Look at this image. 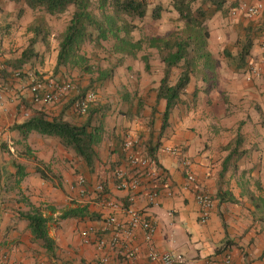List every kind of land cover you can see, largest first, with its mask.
Masks as SVG:
<instances>
[{
  "label": "crops",
  "instance_id": "crops-1",
  "mask_svg": "<svg viewBox=\"0 0 264 264\" xmlns=\"http://www.w3.org/2000/svg\"><path fill=\"white\" fill-rule=\"evenodd\" d=\"M150 2L151 6L153 2L161 3L165 8L164 11L169 14L164 17L163 31L157 32V35L172 30L173 20L179 19V15L169 5L170 0H150ZM18 5L24 8V14L19 13ZM33 13L34 11L23 3L0 0V26L2 22L6 24H2L5 28L0 34V86L3 88V100L0 103V146L7 137H10L11 125L29 117L30 107L44 109L50 114H58L62 111V108L59 111H49V105L53 104L33 102L29 90L30 84L37 76L55 67L58 41L52 43L51 64L45 66L42 61L45 60L43 55L49 53L48 48L43 43L38 44V54L22 68L25 72L23 78H17L15 73L19 69L9 64L19 57L28 45L32 36L28 25L36 17L32 15ZM261 17L262 14L259 15V18ZM178 23L182 24L181 21ZM218 36L223 38V35L210 25L209 42L214 54H218L219 49L223 50L225 46L223 42L222 45L218 41L215 42ZM23 42L25 45L21 47ZM262 42H264V32L255 40L246 69L242 71H234L228 66L225 58L217 56L221 61L217 68L216 86L209 92L200 91L196 105L181 104L170 114L161 144L155 149L156 160L153 163L159 175L152 179V183L163 189L156 204L148 203L145 191L134 193L117 189L113 173L116 169L130 173L128 157L123 150L126 138L129 136L137 138L139 144L136 152L148 157L146 142L153 135L159 134L162 113L166 107L164 99L160 100L159 105H155V89L163 76L161 63L147 72L143 62L127 58L125 64L117 68L113 79L115 85L123 87V91L116 98V101L120 102V110L110 111L104 118L106 132L104 140L98 147L100 158L94 171H89L83 160L77 157H74V160V155L63 148L57 137L37 133L30 135L28 140L37 136L45 138L47 144L37 147L40 149L38 154L45 162H53L64 178L63 193H57L55 197H51L48 192L42 194L40 190L32 192L33 201L43 207L44 214L49 218V234L57 244L56 256H50L38 242L34 241L28 221L19 217L18 211L23 208L22 203L11 204L5 199L6 174L3 165L6 163L2 160L3 152L0 147V264L6 262L95 264V261L105 254L110 257L109 264H161L149 259L150 248L141 228L136 229L131 237L121 240L113 249H98L94 240L85 241L82 233L92 228L100 233L105 225L103 219L108 213L95 191L99 183L106 185L109 199L117 201L128 209H136L151 215L157 224L154 246L161 252H176L180 257V264H225L227 256L231 257L232 264H264V225L258 227L254 224L250 227L245 220H233L225 212L229 202L220 205L217 198L210 220L203 224L199 220L194 193L183 190L188 172L196 174L200 190L209 192L213 196H216L220 186L229 184L230 177H227L229 171L223 178L221 176L223 161L228 154L223 147L238 131L245 138L243 148H254L242 159L256 153L258 166L264 165V46L261 45ZM249 62H253L258 67L257 74L251 73ZM195 84L196 81L193 79L186 89L184 97L186 100L192 99ZM112 99H114L113 95L110 96V101ZM59 105L62 107V102ZM141 105L144 109L143 114L138 111ZM71 115L69 113L67 117L72 119L74 115ZM49 142L54 143L49 144ZM212 147H221L222 155L217 160L211 154ZM172 148L179 149L181 153H171L168 149ZM11 150L15 149L11 146ZM79 166L83 174L74 173L79 170ZM27 171L28 176L25 178L28 177L27 179L30 180L32 174ZM82 175L85 177L87 189V194L83 197L72 189V184ZM166 178L170 181L172 194H168L170 190L164 189L163 183ZM240 182L242 183L241 179ZM224 189L231 190L240 200L241 191L237 193L231 188ZM74 207H86L89 213L95 216L65 219L61 217L65 210ZM118 217L124 222L131 218L127 211H119ZM224 220L228 223L227 228L223 225ZM226 240L231 241L228 247L218 250L217 248L224 245ZM130 249L135 251L133 258L128 255Z\"/></svg>",
  "mask_w": 264,
  "mask_h": 264
},
{
  "label": "trees",
  "instance_id": "trees-1",
  "mask_svg": "<svg viewBox=\"0 0 264 264\" xmlns=\"http://www.w3.org/2000/svg\"><path fill=\"white\" fill-rule=\"evenodd\" d=\"M23 3L34 12L47 15H61L70 11V18L65 28L57 34L58 53L54 67V73L65 68L78 69L79 74H88V85L75 97L69 100L71 103L77 98L87 94L92 87L101 86L113 79L118 67L125 64L127 58L140 59L147 72L151 71L150 53H139L145 49H155L163 66V76L156 90V106L161 99L166 100V107L162 113V124L159 134L150 137L146 142L148 158L155 163V149L161 144V138L169 124L172 111L181 104H197V96L200 91L209 92L216 86L217 68L220 59L209 48L210 29L208 22L224 9L227 0H170L169 5L178 13L182 26L176 30H170L162 35H149L135 39L131 32L136 28L132 23L135 19H143L150 13L154 19H160L164 6L161 3L151 6L150 0H8ZM151 6V7H150ZM168 9V8H167ZM131 19L132 21H128ZM32 36L28 45L16 59L9 64L16 67L20 77L25 72L23 66L36 57L39 43L50 45L51 28L43 16H36L28 25ZM264 32V11L257 21H248L240 24V31L235 40V52L224 48L227 64L234 71L246 69L248 58L254 47L255 40ZM104 43L111 44V52L117 55L116 61L109 67H102L92 62L91 57L84 53L83 48L87 44L102 47ZM11 61V60H10ZM196 81L192 99L186 100V89ZM70 103V104H71ZM104 107L89 105L84 118L80 121L69 119L67 109H62L58 114H50L44 109L31 107V114L22 122H15L10 131L16 133L1 143L2 152L10 156V169L6 173L4 190L19 189L21 183L28 176L27 166L19 160V156L31 157L34 149L27 144L31 134L37 133L49 137H57L59 143L74 157L84 161L89 171H94L100 158L98 147L104 140L106 126L101 111ZM143 105L138 108L139 113ZM156 107L154 110L156 111ZM153 110V111H154ZM154 111V112H155ZM264 118V115H263ZM153 124V122H152ZM241 126V124H240ZM157 139H153V138ZM244 135L238 131L234 138L223 147L228 151L225 156L221 176L226 175L229 169H238V160L244 158L252 149H244ZM24 144V151L11 150V146ZM124 150V149H123ZM157 165V164H156ZM36 172L45 180L49 176L40 166ZM222 182V181H221ZM104 184V183H103ZM104 194L107 188L104 184ZM18 199L25 208L18 211L19 217L28 221L34 241L38 242L50 256H56L57 244L49 234V218L44 214L41 206L36 205L22 191ZM249 198L254 203L256 210L252 211L254 218L258 213L259 219L264 220V198L255 191H249ZM214 198L219 204L225 202L239 203L238 198L229 189L222 186ZM94 217L86 207H74L65 210L61 217ZM225 228L228 223L223 221ZM230 240L217 248L224 250Z\"/></svg>",
  "mask_w": 264,
  "mask_h": 264
},
{
  "label": "rangeland",
  "instance_id": "rangeland-1",
  "mask_svg": "<svg viewBox=\"0 0 264 264\" xmlns=\"http://www.w3.org/2000/svg\"><path fill=\"white\" fill-rule=\"evenodd\" d=\"M242 1H251V0H227L225 7L223 10L218 12L209 22V29L210 25L214 26L220 35H223V38L221 36H218L215 39V42L218 41L220 45H222V42L225 44L224 48H229L231 51L235 52L234 43L236 38L238 37L239 31H240V24L246 23L250 21H257L259 20L258 17H252L249 18L245 15L242 16H235L232 14V9L236 7L240 2ZM156 2H153V5ZM21 5V4H20ZM18 5L19 13L24 14V8L22 6ZM160 19H154L153 14L147 15L143 19H135L131 20L128 19V21H132L136 25V28L131 32V36L135 39L142 38L149 35H157V32H162L164 28V17L169 15L165 11L162 13ZM33 16H43V18L47 21L51 28V35H50V46H47L48 48V55H43L45 60L43 59L42 63L45 66L46 64H51V58H52V43H57V34L60 32V30L64 29L69 18H70V11L66 12L61 15H54L51 17V15H47L45 13L41 12H34L32 14ZM179 19L173 20V27L172 30H176L182 26V24H179ZM6 25L5 22L1 23L0 26V34H2V29L5 27L2 26ZM55 34V36L53 35ZM222 39H224L222 41ZM1 45V44H0ZM25 44L23 42V47ZM215 46V45H214ZM1 47V46H0ZM209 48H210V42H209ZM5 51V50H4ZM84 53L89 55L91 57V60L93 63L98 64L102 67H109L111 66L117 59V55H114L111 52V44L110 43H104L102 47H95L93 44H87L83 48ZM144 52L150 53V62L152 64V67L159 66L161 63L159 55L155 49H145L144 51L139 53V56L143 54ZM216 57H223L225 58V61H229L226 58V55L224 54V49H219L218 54H216ZM40 59V58H39ZM42 60V58H41ZM133 61H140L138 59H133ZM221 61V60H219ZM229 66V65H228ZM24 75V74H23ZM21 76L22 78L24 76ZM44 75H49L48 77L53 79H64L66 81H71L74 83L78 89L79 92L83 91L84 88L88 85V74H84L81 76L79 74L78 69L73 68H65L63 67L59 73H54V66L50 68L47 72H43V74L37 76L35 79H40V77H43ZM109 81H106V83L102 84L101 86H96L90 88V90H87L88 92H92L95 94V99L90 103V105H93L95 107H104L101 111L102 118L104 121V118L109 115L110 111H119L120 110V102L116 101L117 95L120 94L123 91V87H118L114 84V79ZM111 82V83H110ZM150 92V91H149ZM114 96V99L110 101V96ZM149 95V93H147ZM73 98V97H72ZM65 101V102H64ZM62 101V107L59 105V103H55L53 105H49L48 109L49 111H59L62 109H67V114H72V119L76 121H80L84 118V115L80 114L74 107L73 103L70 102L69 99ZM71 103V104H70ZM46 104V103H45ZM26 106H29L27 103H25ZM59 105V106H58ZM31 108V107H30ZM122 109V108H121ZM144 109L141 110V113L143 114ZM16 135V133H15ZM14 132L11 133L10 137L15 136ZM9 137H7L8 139ZM45 138L40 136L33 137L31 140H27L28 145H33L32 149H34V154L31 155V157H26L25 155L19 156V160L23 162L27 166V170L32 174L30 177V180L25 178L23 182L21 183L19 189L10 190L9 192H6L5 199H8L9 203H16L18 202L19 198L21 197L20 191L24 193L25 196L30 197L32 199V192L34 190L41 191L42 194L45 192L50 193L52 196L55 197V194L57 193H63L62 191V182L64 180L63 175L61 174L60 170L55 166L53 162H45L42 160L40 155L38 154V151L40 149H37L38 146H41L42 144H47L44 140ZM44 140V141H42ZM54 142H49V144H53ZM14 149H20V151H24V144H19L16 146H12ZM15 149V151H16ZM211 154L213 155V158L215 160L218 159V157H221L222 150L221 147H212L211 148ZM258 154H253L252 156H247L245 159L239 160V163L237 165L238 169H230L227 173V177H230L229 184L223 185L224 188H231L234 189L237 193L240 192V200L239 203H232L229 202L226 207V213L233 218V220L242 219L247 221L250 224V227L254 224H256L258 227L264 225V220H260V214L256 216L257 218H254V215L252 214V211H258L255 208L254 203L249 198V191H255L257 194H260L264 198V165L258 166V160L257 158ZM73 159L75 160L74 156ZM2 160L6 163L3 165V171L6 174L7 171H10V169L14 170L12 166H10L9 160L10 156L8 153L3 152ZM255 164L254 167L252 165ZM40 166L49 176V180H45L41 178V176L36 172V167ZM79 170H76L75 174H83L80 170V166L78 167ZM235 171V172H234ZM83 176V175H82ZM236 176V177H234ZM233 177V178H232ZM242 177V178H240ZM239 179V180H238ZM240 179L242 180V183L240 182ZM235 180V181H234ZM28 181V182H26ZM5 185V184H4ZM36 193V192H35ZM34 193V194H35ZM37 194V193H36ZM34 202V201H33ZM35 203V202H34ZM36 204V203H35ZM37 205V204H36ZM41 206V205H39ZM42 207V206H41ZM23 208H25L23 206ZM43 209V207H42Z\"/></svg>",
  "mask_w": 264,
  "mask_h": 264
},
{
  "label": "built area",
  "instance_id": "built-area-1",
  "mask_svg": "<svg viewBox=\"0 0 264 264\" xmlns=\"http://www.w3.org/2000/svg\"><path fill=\"white\" fill-rule=\"evenodd\" d=\"M264 11V0L242 1L232 9V14L235 16L245 15L249 18L258 17ZM264 46V42L261 43ZM249 69L251 73L257 74L258 67L249 62ZM20 72L16 71L15 76L20 78ZM32 100L35 103L55 104L64 100L75 97L79 94L78 87L71 81L64 79H53L50 77H43L35 79L29 86ZM95 99V94L88 92L85 96L77 98L74 102L75 109L80 114H85L92 101ZM3 100V88L0 86V103ZM139 140L133 136L125 139L123 149L127 154L130 173L122 169H116L113 173L115 177V186L117 189L128 190L134 193L145 191L148 203L156 204L162 194V190L156 184L152 183V179L158 177L159 172L154 163L147 156L140 155L136 152ZM171 153L180 154L179 149H168ZM197 176L194 172H188L183 190L193 192L198 205L199 220L201 223H207L212 211L216 207V199L214 196L206 191L200 190L197 185ZM85 177L79 176L75 183L72 184V189L76 190L80 196H86L87 189L85 186ZM164 189L167 191L171 189L170 181L166 178L164 180ZM104 184L99 183L95 187L97 195L101 198L104 206L107 208L108 213L104 217L105 223L102 231L97 233L95 229L84 231L83 237L86 242L94 240V244L98 249H113L121 240L134 235L136 229L141 228L144 231L145 241L148 243L149 259L157 261L161 264H180L179 255L174 251L161 252L156 249L153 244L154 236L157 232V224L151 215L143 213L136 209H128L122 204L109 199L107 194H104ZM172 194V191H168ZM119 211H127L130 214V220L127 222L122 221L118 217ZM108 235V237H107ZM128 255L133 258L135 251L129 250ZM110 257L108 254L100 256L95 264H109ZM5 264H9L6 262ZM210 264V263H206ZM225 264H232V259L227 256Z\"/></svg>",
  "mask_w": 264,
  "mask_h": 264
}]
</instances>
